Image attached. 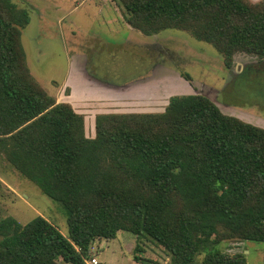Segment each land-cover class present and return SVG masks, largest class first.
<instances>
[{
  "label": "trees",
  "instance_id": "trees-1",
  "mask_svg": "<svg viewBox=\"0 0 264 264\" xmlns=\"http://www.w3.org/2000/svg\"><path fill=\"white\" fill-rule=\"evenodd\" d=\"M144 35L183 31L264 58V0H119ZM30 12L0 0V154L67 216L68 236L38 216L0 221V264H85L96 240L128 232L161 246L170 264H248L217 250L264 243V128L226 115L207 96L177 95L161 113L85 117L32 76L22 45ZM187 80L189 76L182 75ZM138 243L134 260L145 258Z\"/></svg>",
  "mask_w": 264,
  "mask_h": 264
},
{
  "label": "rangeland",
  "instance_id": "rangeland-1",
  "mask_svg": "<svg viewBox=\"0 0 264 264\" xmlns=\"http://www.w3.org/2000/svg\"><path fill=\"white\" fill-rule=\"evenodd\" d=\"M13 2L30 12L31 22L23 30L22 45L32 76L50 95H56L69 74L73 77V66L82 61L89 76L116 86L106 91L96 82L91 84L94 91L109 92L115 99L84 106L89 138L95 136L93 123L97 114L161 113L172 96L191 94L205 95L224 114L264 128V58L237 54L233 67L228 69L212 45L186 32L167 30L159 38L143 39L127 24L128 14L119 0L115 4L106 0ZM78 85L79 90L85 87L79 82ZM38 216L68 236L67 216L61 204L45 195L0 154V221L13 218L26 225ZM138 243L144 250L142 255L155 260L151 264H170L161 246L137 241L128 232H119L113 240H96L92 257H97L99 264H143L134 260ZM238 243L224 242L216 249L234 254ZM245 243L250 253L244 248L241 252L248 264H264V243ZM203 257L198 256V264Z\"/></svg>",
  "mask_w": 264,
  "mask_h": 264
},
{
  "label": "crops",
  "instance_id": "crops-1",
  "mask_svg": "<svg viewBox=\"0 0 264 264\" xmlns=\"http://www.w3.org/2000/svg\"><path fill=\"white\" fill-rule=\"evenodd\" d=\"M106 2L107 3H111V4H115V0H106ZM253 2H259V1H253ZM126 21H127V19H126ZM127 24H128V22H127ZM129 27L132 30L137 31L142 36L143 39H145V38H147V39L148 38H159V34L160 33L152 35V36H147V35H144L142 32H140L138 30H135L130 25H129ZM74 67H75V70H76L75 73L77 74V76L75 75L74 69H73V72H72V74H74L73 77H70V74H69L68 77L65 79L64 83L60 86V90L61 91L68 90L70 92L69 94L60 92V90H58L56 95L52 96V95H50L47 92L50 96H52V97H54L56 99L57 103L70 104L77 113L84 115L83 114L84 106H88L90 104L104 103V102H106L108 100L111 101V100L115 99L112 96V94H108L109 92L108 93L105 92L103 94L102 91H99V90L98 91H94V89L92 88L91 84L93 82H96V83L100 84V86L104 87V89L106 91L109 90L112 87L115 88L116 86H109V85L107 86L104 83L99 82L98 80H96L93 77L89 76V74L86 72V68H85V65H84L83 61L79 62V63L77 62L73 66V68ZM72 79H74V80L72 81ZM78 82L80 83V85L82 84V85L85 86L84 89L79 90ZM108 104L115 105L116 103H114V102L110 103L109 102ZM88 112H89V110H88ZM143 113H148V112H143ZM100 114H112V113H100ZM113 114H119V113H113ZM120 114H126V113H120ZM97 115H99V114H97ZM97 115H96V117H97ZM84 117H85V115H84ZM96 117H95V121H96ZM95 121L93 123V125H94V134H95ZM85 128H86V120H85ZM245 242H248V241H243V242L238 243L239 247L237 248V252L236 253H239L238 249H240V254H244V253L241 252V250L243 248H244L245 252L250 253V250L248 248H246V244L247 243H245ZM152 261H155V260H152Z\"/></svg>",
  "mask_w": 264,
  "mask_h": 264
},
{
  "label": "built area",
  "instance_id": "built-area-1",
  "mask_svg": "<svg viewBox=\"0 0 264 264\" xmlns=\"http://www.w3.org/2000/svg\"><path fill=\"white\" fill-rule=\"evenodd\" d=\"M85 264H99V261L97 257H93L91 259L86 260Z\"/></svg>",
  "mask_w": 264,
  "mask_h": 264
}]
</instances>
